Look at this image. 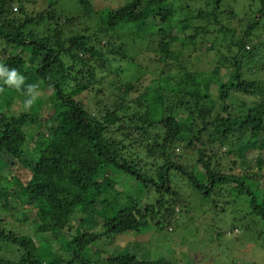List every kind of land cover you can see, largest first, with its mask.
<instances>
[{
	"label": "trees",
	"instance_id": "16d2710c",
	"mask_svg": "<svg viewBox=\"0 0 264 264\" xmlns=\"http://www.w3.org/2000/svg\"><path fill=\"white\" fill-rule=\"evenodd\" d=\"M236 1L123 0L103 10L93 0H0V69L20 76L30 67L50 89L47 98L34 92L17 115L0 109V164L6 150L15 157L0 172V251L16 244L21 252L0 264H179L132 252L86 255L105 237L176 222L174 206L185 199L174 179L230 214L231 228L252 223L264 237V159L240 175L233 172L242 153L228 172L215 158L235 130H249L242 138L250 148L264 135V0H249L248 11ZM142 68L151 74L145 82ZM7 79L0 71V101L11 106L21 89L35 87ZM237 94L259 100L240 102L233 114ZM39 123L35 158L19 168L27 128ZM23 207L39 231L60 237L38 241L11 229L9 216L27 220ZM77 216L99 229H76Z\"/></svg>",
	"mask_w": 264,
	"mask_h": 264
},
{
	"label": "rangeland",
	"instance_id": "374dc122",
	"mask_svg": "<svg viewBox=\"0 0 264 264\" xmlns=\"http://www.w3.org/2000/svg\"><path fill=\"white\" fill-rule=\"evenodd\" d=\"M93 1L98 8H103V10L117 7V2H123V0ZM248 1L249 0H238L235 5L241 8V11H248ZM65 3L64 0L63 5ZM37 4V9L42 7L41 1H38ZM25 6L28 7L29 10L33 8L29 1L25 2ZM58 9L63 10L62 4L58 5ZM72 10L75 11L74 9H67L68 12H72ZM121 63V61H115L112 63V67L121 66L122 69L133 72V68H128ZM137 74L138 76H142L140 77L141 82H145L151 75L146 68H142ZM262 75L263 74L260 76ZM17 77H23V82H25L27 86H29V83H34L35 87L32 86L31 91H29V88L21 89L16 95V101L12 106L3 100L0 101V109H4V111L8 113L12 112L16 115L22 111L26 105V101L31 99L34 92H37L39 95L41 94L40 96L46 98L50 94V89L44 88L45 86L43 87V83H41V80L37 78L30 67H25L23 73ZM82 97L88 98L86 94ZM258 100V96L237 94L236 101L233 103L234 105L231 106V111L233 114L238 113L241 108L240 102H246L245 104L250 105ZM48 102L47 99L44 103V116L46 115V109H50ZM40 125L41 124L39 123L36 126H28L27 128V135L25 137L26 152L22 161H19V168L28 170L29 161L35 158L33 152L35 146L34 140L37 138L38 127ZM248 135L249 130L244 131V133L235 130L234 134L230 135L227 140L215 146V158H221L223 165L222 169L226 172H228V167H230L232 158H238V153H242L244 158L237 159V166L233 173L240 175L244 174L247 165H254L255 160L260 157L264 159V135L259 137V140L257 141L259 145L256 146V148L246 146L242 137ZM12 158L15 157L11 153L8 154L7 150L4 151L3 162L0 164V172L4 173L6 171ZM259 177L260 176L257 175V178ZM260 179L263 181L264 175H261ZM124 180L125 178L123 174L117 179V184L118 187H120V190L124 189V186L122 185ZM178 185L181 187H178ZM172 186H175L178 190L182 191V197L185 199V205L179 203L174 206L173 218L176 219V222H172L168 228L163 226V228H160L159 230L153 223L149 222L146 226H143L138 233L129 231L115 235L114 237H105L97 241L96 245L90 247L86 255L94 258L97 253L102 252L114 254L132 252L142 259H157L164 257L169 260H174L179 264H264V237L257 236L254 233V230H251L252 223H249L250 227H248L247 230L240 226L244 223L240 220H234L235 226L231 228V215L220 213L219 208L214 209L212 199H201L198 193H195L193 189L186 187V181L184 180L178 181L174 179ZM142 196L143 199L147 198V196H151L150 189H145ZM212 198L215 200L217 199L215 194L212 195ZM225 198H229V196L226 195ZM219 201L220 200H217V203H219ZM21 210L29 213L27 220L22 219V221H18L15 217L9 216L8 222L11 229H16L22 234L31 235L34 240L38 241L46 239L53 240L54 237H60L59 233L54 235L48 231H39L37 227H35L36 221L34 220L35 218L30 208L23 207ZM235 211L238 213L237 210L232 209L230 211V208L227 209L228 213ZM214 212L216 213L215 217L218 219L215 221H213V218H215ZM22 213L23 211H20L18 216L21 217ZM210 217H212L213 220L210 219ZM81 219L80 216L76 217V222H74L76 229L80 230L81 228H84V226L89 230L99 229L94 220L92 221V219L85 217V222L80 223ZM170 227L172 229L168 230ZM217 231L219 232V236L216 234ZM59 247L60 245L58 246V242H56L55 245H51V248H55V250ZM57 251L60 252V248ZM20 254L21 252L18 251V245L16 244L3 246L0 251L1 257L14 260H17ZM64 258L68 259L69 256L64 255Z\"/></svg>",
	"mask_w": 264,
	"mask_h": 264
},
{
	"label": "clouds",
	"instance_id": "9594fccd",
	"mask_svg": "<svg viewBox=\"0 0 264 264\" xmlns=\"http://www.w3.org/2000/svg\"><path fill=\"white\" fill-rule=\"evenodd\" d=\"M0 71H2L5 75H7L8 79H7V83L10 85L15 84L17 86V88L19 87V85L21 83H23V77H17V73L15 70L8 72L6 69H0ZM32 86H29V91H31ZM36 100L35 96H32L31 99L26 101V105L31 106Z\"/></svg>",
	"mask_w": 264,
	"mask_h": 264
}]
</instances>
